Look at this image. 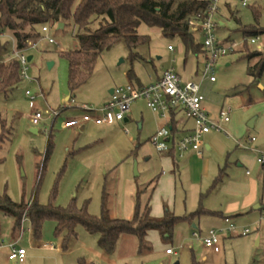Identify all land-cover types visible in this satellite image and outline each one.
I'll return each mask as SVG.
<instances>
[{"label": "rangeland", "instance_id": "374dc122", "mask_svg": "<svg viewBox=\"0 0 264 264\" xmlns=\"http://www.w3.org/2000/svg\"><path fill=\"white\" fill-rule=\"evenodd\" d=\"M215 20L219 25L218 39L237 47L219 59L216 82L203 81L202 94L216 110L222 106L231 108V122L237 118L246 125L251 116L264 107V73L255 82L248 75L249 62L244 57L245 43L250 50L264 45V0H254L247 8L242 7L239 0H221ZM67 23H63V28L51 25V36L58 45L43 42L42 50L33 53L29 76L34 81H23L8 98L0 95V136L2 133L5 136L0 145V194H7L15 202L25 201L29 206L34 199L42 205L53 203L62 208L75 203L79 208L86 207L94 217H101L105 206L111 219L129 221L134 218L138 206L144 211L148 204L152 216L162 215L164 206L183 213L185 197L180 177L172 172V159L159 153L150 142L160 122L144 101L133 104L132 119L127 123L98 126L91 122L84 124V131L81 127L64 128L63 124L69 119L83 118L88 113L82 109L83 105L96 110L103 108L111 89L131 82L130 71L143 85L150 84L156 75L172 66L183 80L200 82L202 64L199 69L197 64L201 63L202 55H198V60L193 53L185 52L179 37H166L158 28L142 24L138 34L148 37L149 43L133 50L139 55L137 61L121 41L99 57L89 81L71 93L69 66L61 53L78 49V43L77 30ZM39 30V27L24 26V31L33 35ZM253 30L256 35L250 34ZM5 32L9 36L6 41L15 39L11 31ZM257 37L260 41L251 44V39ZM195 40L198 44L203 42L199 34L195 35ZM170 46L173 51L169 50ZM9 52L1 60L9 59L12 46ZM50 63H53L52 68H49ZM27 91L33 96L44 94L36 98L34 108L26 96ZM68 97L75 103L66 102ZM36 111L43 114L37 126L32 123ZM53 112L60 114L59 117L55 118ZM33 129L38 133H33ZM50 137L54 146L44 165ZM181 180L183 184L187 182L185 178ZM190 200L192 198L188 211H197V200L195 207ZM195 218L199 216L191 214L186 218L188 221L176 224L172 237L166 241L157 231L149 232L152 248L149 254H140L138 238L127 235L120 239L115 254L107 256L98 245V236L89 234L83 226L77 227V239L64 252L62 237L54 236L53 222L44 225L42 238L36 241L28 233L29 223L23 225L21 235V229L15 230L16 219L0 212V240L4 242L0 264H79L80 259L94 264H264V235L262 244L257 247L259 235L252 224L231 220L239 228L249 227L251 232L247 236L238 232L231 235L221 232L226 227L224 223L218 226L210 220L202 223L199 229L194 228L193 223L198 224L196 220L193 222ZM213 229L220 231L218 254L205 248L193 236L194 231H202L205 235ZM15 242L27 252L24 263L8 260L6 246ZM43 244H51L53 248H43ZM168 248L177 255L167 256Z\"/></svg>", "mask_w": 264, "mask_h": 264}, {"label": "trees", "instance_id": "16d2710c", "mask_svg": "<svg viewBox=\"0 0 264 264\" xmlns=\"http://www.w3.org/2000/svg\"><path fill=\"white\" fill-rule=\"evenodd\" d=\"M207 6V0H0V31H11L17 41V48L23 49L30 41H38L43 37L41 27L50 24L51 28L52 24L61 25L64 22L73 24L77 30L78 49L61 53L68 62L69 88L72 93L89 81L99 57L115 44L125 42L132 51L133 60L136 61L139 55L133 50L149 43L148 37L138 34L142 24L158 28L166 37H179L186 53L203 55V44L196 42L195 35L189 30L188 20L194 11ZM25 25L39 27L40 30L33 35L24 31ZM250 34L256 35L257 32L253 30ZM10 43L0 40V95L6 98L23 82L19 61L10 57L1 60L5 54L10 53ZM244 45V57L249 62L248 75L256 82L264 73V45L257 50H250L247 43ZM40 50L42 47L37 51ZM128 78L135 80L132 71L128 73ZM176 116L172 113L169 122L174 134L178 133ZM4 138L2 133L0 145ZM53 146L50 137L44 165ZM165 154L173 160L176 159L174 150ZM221 178L222 174L216 182ZM0 212L16 219L15 230L20 229L22 218L26 214L36 241L41 240L44 225L53 222L54 236L62 237L61 248L64 252L68 251L77 239V227L83 226L89 234L98 236V245L107 256L115 254L120 239L127 235L138 238L140 254H149L152 248L147 240L148 232L157 231L166 241L172 237L176 224L183 220L168 209L162 218H155L151 215L149 206L144 211L138 206L134 218L130 221L111 219L105 206L102 216L94 217L88 213L86 207L79 208L75 203L62 208L53 203L42 205L34 199L29 206L25 201L15 202L7 194H0ZM208 213L210 212L201 208L192 214V217ZM79 264L94 263L80 259Z\"/></svg>", "mask_w": 264, "mask_h": 264}, {"label": "built area", "instance_id": "2783aa9c", "mask_svg": "<svg viewBox=\"0 0 264 264\" xmlns=\"http://www.w3.org/2000/svg\"><path fill=\"white\" fill-rule=\"evenodd\" d=\"M242 7H248L254 0H239ZM208 6L203 9L194 11L193 15L188 20L190 32L194 35H201L204 53L203 67L200 71V82L183 80L182 76L174 66L166 69L159 81L147 86H138L132 82L125 86H119L113 89L110 100L101 109H91L86 105L82 109L88 112L81 119H69L64 124V128L83 127L84 124L93 122L98 126L113 125L123 122L127 119V115L131 112L133 104L139 101H144L148 109L155 116L170 122L172 113L181 114L184 122H190L192 129L190 133L179 137L174 134V129L171 126H166L157 130L151 139V143L159 153H168L174 150L178 158H184L189 152H194L198 157L202 158L204 149V138L211 133H221L228 137L230 134L226 129V125L231 123V108L221 109L218 119H212L205 109V97L202 94V82H216L215 69L219 59L226 57L233 52L237 45L221 41L217 37V22L216 15L219 12L221 0H207ZM43 37L38 41H30L23 49L17 48V42L12 39V52L10 59L19 61L21 70L20 74L22 81L32 82L33 79L29 76L30 64L29 57H33V53L42 47V43L46 42L49 45H58L55 39L51 36V28L48 25L41 27ZM9 38L5 31H0V40ZM258 38L251 39V44H256ZM169 50H174L169 47ZM175 63V61H174ZM26 96L30 100L32 108L35 107L36 98L44 97V94L33 96L30 91L26 92ZM75 103L74 99L70 100ZM89 112L96 114L92 116ZM54 117H59L60 114L53 112ZM43 119V114L36 111L32 118L33 125H39ZM257 138H249L245 144L239 143L245 150H253L257 154V162L264 166V150L255 149L254 145ZM29 218L25 214L22 218L21 226L25 225ZM228 225L223 233H237V227L231 223L229 219L225 220ZM217 230H211L207 236L200 237L195 234V237L202 240L205 248L220 253V238ZM250 234L249 229H244L240 235L247 236ZM3 240H0V249L3 247ZM10 253L8 260L15 263H24L27 252L24 248H19L18 243H12L9 246ZM45 248H52L50 245H45ZM168 255L174 254V250L169 248L166 250Z\"/></svg>", "mask_w": 264, "mask_h": 264}, {"label": "crops", "instance_id": "0c3cea01", "mask_svg": "<svg viewBox=\"0 0 264 264\" xmlns=\"http://www.w3.org/2000/svg\"><path fill=\"white\" fill-rule=\"evenodd\" d=\"M220 25L224 26L222 22L220 23ZM258 41H260V38H258ZM260 47L261 46H259V48ZM199 56H197L198 60L200 58ZM186 64L187 62H184L185 66ZM201 64L203 67V57L201 63L197 64V69H199ZM195 74H198V71H196ZM162 75L163 74L156 75V78L150 84H154L159 81ZM135 81L136 82H131L139 86H147L141 84L136 75ZM112 90L113 89H111L110 92ZM110 92L109 94L111 96ZM108 99L110 100V97ZM70 100V97H68L66 99V102ZM252 104L256 106L255 102H252ZM204 106L212 119H218L219 113L221 109H223L222 106L220 109L216 110L210 102L206 101V99ZM132 115L133 113L131 109V112L127 115V119L124 122H129L132 119ZM156 117L158 119L157 121L160 122L158 129L169 126L168 120L161 119L158 116ZM249 120L250 121H248V123L244 125L243 121L241 122L240 120L235 118L231 123L227 124L225 127L228 130L230 137L216 132L207 135L204 138L202 158L198 157L194 152L187 153L184 158H178V156H176L175 154V160L167 155L169 159H172V172L174 174H178V176L180 177V182L185 197V211L183 213H177V209L174 208L173 211H171L169 206H164L163 214L156 216L154 215L156 218H162L165 214V210L168 209L177 217H181L183 220H185L189 215L194 214L199 209L203 208L210 213L203 214L199 216L198 219L195 218L193 222L197 221L198 224L193 223L194 228L198 227L199 229L202 223L205 224V222L210 220L215 221L216 225L218 226L224 223L226 227L223 230H225L228 226L225 222L226 219H229L230 221L233 219H236L238 221L244 220L245 222H247V224L250 223L252 224V227L256 228V232L259 235L256 243L259 242V244L256 245L255 243V245L258 247L262 244V236L264 235V166L258 164L256 158L257 153L255 151L245 150L241 146H239V143L245 144L249 138L255 137L257 138V142L255 143L254 148L264 150V107L256 111V113L251 116ZM176 122H178L177 135L179 137L185 136L190 133L192 124L190 122L185 123L184 118L181 114L176 116ZM252 123L253 128L249 127V124ZM140 127H142V124L140 125ZM84 130L85 126L81 127V131ZM153 136L154 134L152 135V137ZM152 137H150V142ZM221 174L222 178L217 183L216 180ZM163 175H165V172H163ZM182 178H185L187 182L183 184L181 180ZM174 184L176 190V177L174 178ZM191 198L192 200L190 201L194 207L196 206V200L198 202L199 208L195 212L190 211L192 209L188 211V203L189 199ZM168 203H170V199L168 200ZM147 206L150 207V204H148ZM186 220L188 221V219ZM26 223H29L28 233L32 234L30 220ZM20 229V233L22 235L24 229L22 226H20ZM237 229L238 233L240 234L242 230L249 229V227H237ZM195 234H198L200 237L207 236V234L203 235L202 231H194V237ZM228 234L232 235L233 233ZM148 237L149 235H147V240L149 239ZM19 239L21 238L19 237ZM19 239L17 240V242L19 241ZM198 240L202 242L201 239ZM10 244L6 246L9 253L10 249L8 246ZM45 245L49 244H43V248H45ZM50 246H52L53 248V245L50 244ZM176 255V252H174V254L172 255L167 254V256L169 257Z\"/></svg>", "mask_w": 264, "mask_h": 264}, {"label": "water", "instance_id": "95a60500", "mask_svg": "<svg viewBox=\"0 0 264 264\" xmlns=\"http://www.w3.org/2000/svg\"><path fill=\"white\" fill-rule=\"evenodd\" d=\"M60 28H63V24L60 25ZM32 59H33V57L30 56L29 57V61H31ZM52 67H53V63H50L49 64V68H52ZM110 93L112 94L113 93V90ZM249 127L253 128V123L252 124H249ZM32 132L35 133V134L38 133V131L36 129L32 130ZM136 175H138V174L136 173ZM258 244H259V242L256 243V245H258ZM175 264H179V263L177 262Z\"/></svg>", "mask_w": 264, "mask_h": 264}]
</instances>
